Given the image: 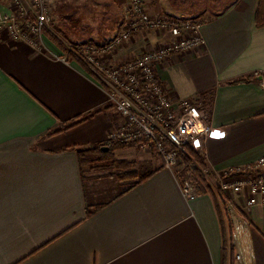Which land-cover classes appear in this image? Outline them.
I'll return each instance as SVG.
<instances>
[{
  "label": "crops",
  "instance_id": "1",
  "mask_svg": "<svg viewBox=\"0 0 264 264\" xmlns=\"http://www.w3.org/2000/svg\"><path fill=\"white\" fill-rule=\"evenodd\" d=\"M141 1L146 14L202 20L203 47L168 56L155 70L173 96L193 99L206 113L209 136L189 146L210 176L264 156L258 0ZM127 5L117 4L109 35L100 30L83 42L65 40L109 41L127 23ZM168 40L167 33L133 36L100 60L116 66ZM57 48L45 37L32 50L0 32V264H221L223 235L211 196L186 201L153 151H114V159L133 162L135 170L150 168L139 183L137 175L118 178L94 161L81 167L78 152L100 147L122 119L87 68ZM239 79L247 80L230 84ZM258 202L235 204L232 224L240 231L227 264H264V197Z\"/></svg>",
  "mask_w": 264,
  "mask_h": 264
},
{
  "label": "built area",
  "instance_id": "2",
  "mask_svg": "<svg viewBox=\"0 0 264 264\" xmlns=\"http://www.w3.org/2000/svg\"><path fill=\"white\" fill-rule=\"evenodd\" d=\"M8 1L13 12L4 11L0 2V32L12 43L38 50L44 32L50 28L54 0H28L27 4L24 0ZM127 8V23L108 42L64 44L62 38L58 40L87 68L104 90L110 106L121 116L120 124L106 134L104 147L138 146L153 151L160 158L163 169L176 178L182 197L190 201L198 195V181L193 171L198 166L191 161L185 167L180 156L191 159L186 146L197 138L206 139L211 126L197 103L193 99L173 96L155 69L168 56L184 55L203 47L202 20L165 15L151 18L145 13L141 0H129ZM139 31L142 34L167 33L169 40L116 66L100 60L101 55L109 57ZM204 178L209 189L207 193L223 222L229 258L240 231L239 226L232 224L235 204L243 199L245 208H250L264 197V156L246 166L228 168L216 178L208 175Z\"/></svg>",
  "mask_w": 264,
  "mask_h": 264
},
{
  "label": "rangeland",
  "instance_id": "3",
  "mask_svg": "<svg viewBox=\"0 0 264 264\" xmlns=\"http://www.w3.org/2000/svg\"><path fill=\"white\" fill-rule=\"evenodd\" d=\"M6 1V8H4L3 10L13 12L9 1ZM120 1L121 0H54L51 21L49 23L50 28L44 32L43 37H48L53 42V44H55L53 41L55 40L58 44H61L64 49H66V45H63L62 42L58 39L62 38L64 40V44H67L68 42L65 39L73 42H83L89 39L91 35L97 36V33L100 30H103L102 34L109 35V33H112L111 26L114 24L115 20L118 17V14H116L118 9L116 8L118 7L117 4ZM24 2L27 4L28 0H24ZM93 4H98V7L94 8ZM101 5H106V7L103 6L102 9ZM147 15L151 18L155 16V14L153 13ZM102 17V23H100L99 21ZM169 17L182 18L175 15ZM100 25L101 27L98 28ZM140 32L142 31H139V34H136L134 36L141 35V37H144V34ZM149 49V47L144 46L133 56H138L145 51L147 52ZM92 155L96 156L97 151ZM149 170L150 168L148 166H137V172L139 171V173L141 174L144 172H149Z\"/></svg>",
  "mask_w": 264,
  "mask_h": 264
},
{
  "label": "trees",
  "instance_id": "4",
  "mask_svg": "<svg viewBox=\"0 0 264 264\" xmlns=\"http://www.w3.org/2000/svg\"><path fill=\"white\" fill-rule=\"evenodd\" d=\"M257 6H256V11H255V15H254V23H255V28H261L264 27V0H258L257 2ZM54 43L56 44V46L58 47L57 49H60L63 54L66 55L67 59H71V60H75L77 61V59L66 49L63 48V46L61 44H58L55 40H53ZM108 42V41H107ZM92 42H87L86 44H91ZM105 43V42H104ZM79 62V61H78ZM247 79H239V80H235L233 82H230V84H235V83H239V82H243L246 81ZM88 117V116H87ZM84 118H78L77 120L74 121V123H70L67 127L68 128H72L78 124H80V122H82ZM57 132H53L51 134H55ZM50 134V135H51ZM127 148L128 146H121V145H113L111 147L108 148L107 152H103L101 150V148H106L104 147V144H102L100 147H94L93 149H88L87 150H83V151H79V160L81 163V167H87L90 165L91 162H96L97 164L102 166H106L109 169H112L115 173L116 176L118 178H121L124 174H134L137 175L136 177L138 178L136 182H140L144 179H146L147 177H149V172H144V173H139V171L137 172V170H135L136 166H134V163L131 161H127L125 160H117L114 159L113 153L116 149L118 148ZM91 151H97V155H92ZM186 151L188 153V156L191 158L189 159L188 157H186L185 155H181V159L185 165V167H187L191 161H194L197 164V168H195L193 171L195 173V176L197 178L198 181V193H207L209 192V189L206 185V181L204 178V175H208L210 176V173L208 172V168H206V163L205 160L202 156H200L199 153H197L194 149H192L189 145L186 146ZM209 194V193H208ZM211 196V195H210ZM217 218L219 220L220 226L222 230V235H223V245H222V262L221 264H227V255H226V250H225V235H224V226H223V222L221 221V218H219V213L217 212Z\"/></svg>",
  "mask_w": 264,
  "mask_h": 264
},
{
  "label": "water",
  "instance_id": "5",
  "mask_svg": "<svg viewBox=\"0 0 264 264\" xmlns=\"http://www.w3.org/2000/svg\"><path fill=\"white\" fill-rule=\"evenodd\" d=\"M101 150H102L103 152H107V151H108V148H101Z\"/></svg>",
  "mask_w": 264,
  "mask_h": 264
}]
</instances>
